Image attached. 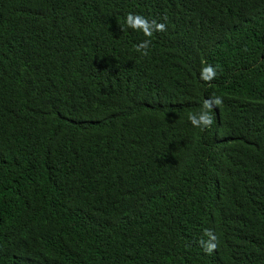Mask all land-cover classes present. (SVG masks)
<instances>
[{
  "label": "trees",
  "instance_id": "16d2710c",
  "mask_svg": "<svg viewBox=\"0 0 264 264\" xmlns=\"http://www.w3.org/2000/svg\"><path fill=\"white\" fill-rule=\"evenodd\" d=\"M0 264H264V0H0Z\"/></svg>",
  "mask_w": 264,
  "mask_h": 264
},
{
  "label": "clouds",
  "instance_id": "9594fccd",
  "mask_svg": "<svg viewBox=\"0 0 264 264\" xmlns=\"http://www.w3.org/2000/svg\"><path fill=\"white\" fill-rule=\"evenodd\" d=\"M165 20L167 17L164 18ZM125 24L127 28L133 31L141 32L145 37L151 38L155 32H164L167 30L166 24L157 22L155 19L149 20L148 18L140 14H127L125 18ZM151 44L150 39H145L136 45L135 50L142 55H148L147 49ZM217 76V69L212 65H206L201 68L199 78L204 82H211ZM223 103L222 98L219 96H210L203 100L202 106L199 112L191 113L188 116V120L193 127L208 128L213 124L212 111L215 107ZM204 235L207 239H201L199 241L202 249L208 253H213L217 248V237L211 231L206 229Z\"/></svg>",
  "mask_w": 264,
  "mask_h": 264
}]
</instances>
